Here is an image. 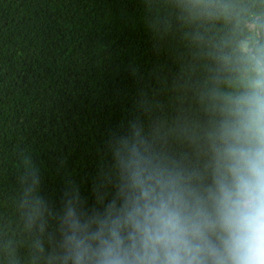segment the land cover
Instances as JSON below:
<instances>
[{
  "label": "trees",
  "instance_id": "obj_1",
  "mask_svg": "<svg viewBox=\"0 0 264 264\" xmlns=\"http://www.w3.org/2000/svg\"><path fill=\"white\" fill-rule=\"evenodd\" d=\"M262 77L264 0H0V264H64L66 212L112 198L120 137L209 178Z\"/></svg>",
  "mask_w": 264,
  "mask_h": 264
},
{
  "label": "clouds",
  "instance_id": "obj_2",
  "mask_svg": "<svg viewBox=\"0 0 264 264\" xmlns=\"http://www.w3.org/2000/svg\"><path fill=\"white\" fill-rule=\"evenodd\" d=\"M234 104L209 178L120 137L112 198L66 212L64 264H264V77Z\"/></svg>",
  "mask_w": 264,
  "mask_h": 264
},
{
  "label": "rangeland",
  "instance_id": "obj_3",
  "mask_svg": "<svg viewBox=\"0 0 264 264\" xmlns=\"http://www.w3.org/2000/svg\"><path fill=\"white\" fill-rule=\"evenodd\" d=\"M242 49H243L244 51L247 50V43H246V42L242 44Z\"/></svg>",
  "mask_w": 264,
  "mask_h": 264
}]
</instances>
